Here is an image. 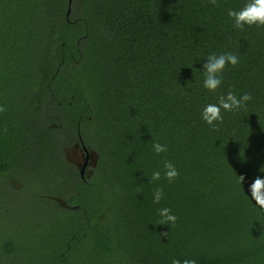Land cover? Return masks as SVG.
Here are the masks:
<instances>
[{
	"label": "trees",
	"instance_id": "obj_1",
	"mask_svg": "<svg viewBox=\"0 0 264 264\" xmlns=\"http://www.w3.org/2000/svg\"><path fill=\"white\" fill-rule=\"evenodd\" d=\"M69 1L0 0V205L26 169L23 188L57 222L44 264H264V209L249 191L264 178V27L238 30L227 15L248 0H72L68 15ZM226 52L240 62L209 92L203 64ZM229 90L253 100L214 131L201 111ZM81 138L98 155L87 180L65 156ZM165 207L175 225L158 224ZM1 214L0 246L27 249L6 240Z\"/></svg>",
	"mask_w": 264,
	"mask_h": 264
},
{
	"label": "clouds",
	"instance_id": "obj_2",
	"mask_svg": "<svg viewBox=\"0 0 264 264\" xmlns=\"http://www.w3.org/2000/svg\"><path fill=\"white\" fill-rule=\"evenodd\" d=\"M213 6L217 5V0H208ZM228 17L233 21V27L238 30H243L247 26L264 27V0H248L245 5L239 10L229 9ZM238 55L231 52L221 53L217 55L212 53L207 57L206 63L203 64V87L209 92L215 93L223 83L222 73L228 66L235 67L239 64ZM253 100L250 93H243L237 96L236 93L229 90L226 94L220 95L218 102L215 104L206 105L201 111V119L213 128L214 131L219 130V124L223 123L224 116L222 112L239 111L246 108L248 103ZM6 111V108L0 105V113ZM6 131V129H5ZM152 148L156 154L166 152L167 146L159 142H153ZM163 174L169 183H172L179 176V171L171 161L165 160L163 162ZM161 179V170L156 169L152 172L150 183L159 181ZM244 176H239V181L243 182ZM139 191V189H138ZM251 199L255 201L256 205L264 209V178L256 177L249 186ZM164 197L162 187H157L153 192V203L159 204ZM158 215L161 217L159 225H175L177 217L172 213L171 208L157 209ZM167 236L168 233H161ZM171 264H197L195 259H184L183 261L173 258Z\"/></svg>",
	"mask_w": 264,
	"mask_h": 264
},
{
	"label": "rangeland",
	"instance_id": "obj_3",
	"mask_svg": "<svg viewBox=\"0 0 264 264\" xmlns=\"http://www.w3.org/2000/svg\"><path fill=\"white\" fill-rule=\"evenodd\" d=\"M87 137L89 140L91 139V142L94 141L92 136ZM86 140L89 142L88 139ZM79 149L82 150V146L69 144L65 147V156L75 168L80 162ZM88 149L93 159H96L97 152L93 148L88 147ZM28 165L34 169L33 164ZM33 178H40L35 169ZM10 179L11 181L6 185L8 190L6 197L4 195L6 205L8 202L9 205L8 207L0 205V207H4L0 209L1 215H3L4 223L8 225V238L6 240L14 239L13 235L17 233L16 239L21 240V244L28 246V248L24 251L16 250L15 253H6L7 244L4 243L0 246V264H44L48 260L41 259L42 255L49 254L54 241L57 240L54 238L57 222L52 217L49 204L41 198L37 199L33 194L28 195L29 189L23 188L24 185L31 186L33 180L26 169H21L18 173L10 175ZM45 190L48 192L50 189L44 185L42 188H34L36 194L41 195ZM33 197H35L34 206L29 211H25L23 205L27 201L31 202Z\"/></svg>",
	"mask_w": 264,
	"mask_h": 264
},
{
	"label": "flooded vegetation",
	"instance_id": "obj_4",
	"mask_svg": "<svg viewBox=\"0 0 264 264\" xmlns=\"http://www.w3.org/2000/svg\"><path fill=\"white\" fill-rule=\"evenodd\" d=\"M79 154L80 162L77 164L76 169H78L82 179L87 180L90 175L94 172L95 164L93 163L91 156H89L87 159L86 152L84 154ZM82 170H84V172H82Z\"/></svg>",
	"mask_w": 264,
	"mask_h": 264
},
{
	"label": "water",
	"instance_id": "obj_5",
	"mask_svg": "<svg viewBox=\"0 0 264 264\" xmlns=\"http://www.w3.org/2000/svg\"><path fill=\"white\" fill-rule=\"evenodd\" d=\"M71 4H72V0L69 1L68 15L71 13ZM76 146H82L83 149L82 150L79 149L78 153L84 154L86 152L87 153V159L89 156H91L93 163L96 164V161L98 159V155H96V159L95 158L93 159V156L91 155L90 150L88 149V147L86 146V144L82 138H81V144L76 145ZM82 172H84V170H82Z\"/></svg>",
	"mask_w": 264,
	"mask_h": 264
}]
</instances>
